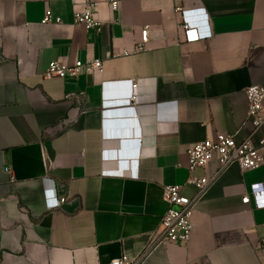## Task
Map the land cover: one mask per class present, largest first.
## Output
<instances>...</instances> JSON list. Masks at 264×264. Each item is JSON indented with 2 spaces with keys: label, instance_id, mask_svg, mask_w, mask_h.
<instances>
[{
  "label": "crops",
  "instance_id": "obj_1",
  "mask_svg": "<svg viewBox=\"0 0 264 264\" xmlns=\"http://www.w3.org/2000/svg\"><path fill=\"white\" fill-rule=\"evenodd\" d=\"M108 2L0 0V264H263L264 209L242 199L264 183V162L219 173L213 158L196 170L217 180L190 241L148 248L168 208L164 187L195 195L192 145L264 137L246 122L244 94L264 87V0ZM90 4L100 31L73 24ZM189 10H202L192 22L206 39L185 41ZM145 27L149 49L123 55ZM94 59L100 71L43 76L51 62Z\"/></svg>",
  "mask_w": 264,
  "mask_h": 264
},
{
  "label": "built area",
  "instance_id": "obj_2",
  "mask_svg": "<svg viewBox=\"0 0 264 264\" xmlns=\"http://www.w3.org/2000/svg\"><path fill=\"white\" fill-rule=\"evenodd\" d=\"M125 0H109V5L116 9L118 4ZM97 4H90L83 11L77 12L73 16V24L82 26L86 30H98L102 24L95 18V9ZM202 10L182 11L181 31L184 34L186 42H197L206 39L209 34H199L194 26L197 22H192V17L202 15ZM60 23V19L55 20ZM52 22V17L47 14L44 23ZM151 33L148 27L141 30L140 36L136 39L131 50H124L123 55L127 56L137 52H143L149 49L151 42ZM102 69L101 60H89L86 62L77 61L72 65H65L59 62H51L43 73L44 78L65 79L67 77H77L81 74H91ZM135 89L132 100L135 99ZM245 97L247 101L246 122L253 127V132L264 127V87L252 85L246 88ZM264 137L258 145L253 144L249 139L237 140L234 135L218 134L212 139H206L202 142L192 145L187 150L189 159V176L186 184L195 189V195L188 198L183 195V186H165L164 196L168 205L167 211L161 219L159 229L153 234L152 244L148 248L162 244H187L192 236V217L196 205L200 198L215 183L217 177H207L205 175H196V170L204 169L213 159L219 162V173L227 168L236 165L242 172L257 170L264 162ZM65 198L58 200V205H63ZM244 205L253 204L255 209H264V183L253 184L250 187V194L242 199ZM264 264V241L259 247ZM147 252V251H146ZM139 260H129L125 257L115 260L112 264H139Z\"/></svg>",
  "mask_w": 264,
  "mask_h": 264
}]
</instances>
